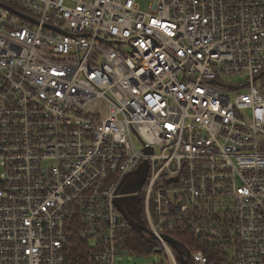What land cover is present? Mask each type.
Instances as JSON below:
<instances>
[{
	"label": "built area",
	"instance_id": "obj_1",
	"mask_svg": "<svg viewBox=\"0 0 264 264\" xmlns=\"http://www.w3.org/2000/svg\"><path fill=\"white\" fill-rule=\"evenodd\" d=\"M130 197L169 264H264V0H0V264H115Z\"/></svg>",
	"mask_w": 264,
	"mask_h": 264
},
{
	"label": "trees",
	"instance_id": "obj_2",
	"mask_svg": "<svg viewBox=\"0 0 264 264\" xmlns=\"http://www.w3.org/2000/svg\"><path fill=\"white\" fill-rule=\"evenodd\" d=\"M135 212L138 214L140 218L141 224H144V212L141 210V204L137 202L136 206L133 208ZM122 237L124 238L125 248L124 250L126 252L138 255V256H144L151 253H160L163 252V249L159 242L148 240L147 236L140 235L133 229L129 228L125 233L122 234ZM174 239L178 242L179 248L182 251V253L185 255L187 252H190L192 250H197L202 248V245L200 242L196 241L193 236L191 235H182V236H174ZM71 244L73 246H76L80 248L83 252L81 254H84V257L75 256L73 258H70L71 261L74 262V264H88L85 255L87 254V251L85 249L88 247L87 243H81L76 241H71ZM172 253L177 261L178 264H181L179 262L178 256L174 249H172ZM77 253V252H74ZM164 253V252H163Z\"/></svg>",
	"mask_w": 264,
	"mask_h": 264
},
{
	"label": "water",
	"instance_id": "obj_3",
	"mask_svg": "<svg viewBox=\"0 0 264 264\" xmlns=\"http://www.w3.org/2000/svg\"><path fill=\"white\" fill-rule=\"evenodd\" d=\"M146 153H148V149H146L145 151ZM147 171H148V163L144 162L139 168L138 170L135 172L136 174V179L134 182V185L132 187H130L129 189H127V192H136L139 189H141L142 185L144 184L145 180H146V176H147ZM129 176V175H128ZM125 177L124 180L127 179V177ZM123 180V182H124ZM117 210L123 215V217L125 218V220L128 222L129 226L131 227V229H133L134 231H136L138 234L140 235H146L148 237V240H156V237L154 236V234L149 231L145 226H143L140 222V218L138 216V214L134 211L133 214L135 216V219L129 214L130 212H126L125 209L118 203H115ZM132 213V212H131ZM161 239L166 242L172 249H174V251L176 252L179 262L181 264H190L188 261V255L186 254V256L183 255L182 251L179 248L178 242L169 236H161Z\"/></svg>",
	"mask_w": 264,
	"mask_h": 264
},
{
	"label": "rangeland",
	"instance_id": "obj_4",
	"mask_svg": "<svg viewBox=\"0 0 264 264\" xmlns=\"http://www.w3.org/2000/svg\"><path fill=\"white\" fill-rule=\"evenodd\" d=\"M150 2L151 0H138L140 9L146 10ZM127 188L128 184H125L122 190H125ZM126 203L131 207H135L137 204V197H130ZM115 264H169V261L167 260L166 255L163 252L157 254L151 253L144 256H138L129 252H124L116 258Z\"/></svg>",
	"mask_w": 264,
	"mask_h": 264
},
{
	"label": "flooded vegetation",
	"instance_id": "obj_5",
	"mask_svg": "<svg viewBox=\"0 0 264 264\" xmlns=\"http://www.w3.org/2000/svg\"><path fill=\"white\" fill-rule=\"evenodd\" d=\"M126 205H127V204H126ZM126 205H125V206H126ZM127 206H128V205H127ZM128 210H129V209H128ZM129 212H130L129 214H130L132 217H134V214H133V213H131V211H130V210H129ZM145 236H146V235H145ZM147 238H148V237H147Z\"/></svg>",
	"mask_w": 264,
	"mask_h": 264
}]
</instances>
